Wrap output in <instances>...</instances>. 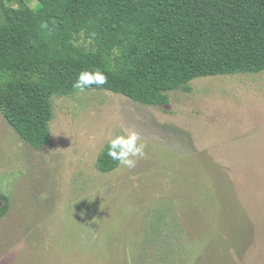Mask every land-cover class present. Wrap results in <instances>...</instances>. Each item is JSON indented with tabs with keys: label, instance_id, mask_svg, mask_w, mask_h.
<instances>
[{
	"label": "rangeland",
	"instance_id": "obj_1",
	"mask_svg": "<svg viewBox=\"0 0 264 264\" xmlns=\"http://www.w3.org/2000/svg\"><path fill=\"white\" fill-rule=\"evenodd\" d=\"M21 1L39 7L6 0ZM189 86L160 106L103 90L56 95L41 150L0 111V194L11 202L0 264H264V71ZM129 130L145 156L99 171Z\"/></svg>",
	"mask_w": 264,
	"mask_h": 264
},
{
	"label": "trees",
	"instance_id": "obj_2",
	"mask_svg": "<svg viewBox=\"0 0 264 264\" xmlns=\"http://www.w3.org/2000/svg\"><path fill=\"white\" fill-rule=\"evenodd\" d=\"M0 0V111L35 150L51 140L52 98L79 93L81 71H102L109 91L135 102L169 105L203 77L264 71V0ZM47 24V28L42 25ZM83 35L93 45H77ZM98 169L119 163L107 155ZM0 194V220L10 211Z\"/></svg>",
	"mask_w": 264,
	"mask_h": 264
},
{
	"label": "clouds",
	"instance_id": "obj_3",
	"mask_svg": "<svg viewBox=\"0 0 264 264\" xmlns=\"http://www.w3.org/2000/svg\"><path fill=\"white\" fill-rule=\"evenodd\" d=\"M47 28V24L42 25ZM108 83L107 76L99 70L81 71L72 87L78 92H84L86 88L95 85ZM145 144L140 141L139 134L135 130H129L125 135H118L108 143L107 155L117 161L120 165L127 168H134L137 160L145 156Z\"/></svg>",
	"mask_w": 264,
	"mask_h": 264
},
{
	"label": "crops",
	"instance_id": "obj_4",
	"mask_svg": "<svg viewBox=\"0 0 264 264\" xmlns=\"http://www.w3.org/2000/svg\"><path fill=\"white\" fill-rule=\"evenodd\" d=\"M119 166H120V165H119ZM114 171H115V170H114ZM114 171H113V172H114ZM102 173H103V172H102ZM110 173H112V172H110ZM105 174H107V173H105Z\"/></svg>",
	"mask_w": 264,
	"mask_h": 264
}]
</instances>
